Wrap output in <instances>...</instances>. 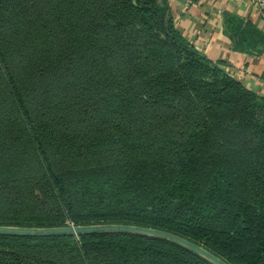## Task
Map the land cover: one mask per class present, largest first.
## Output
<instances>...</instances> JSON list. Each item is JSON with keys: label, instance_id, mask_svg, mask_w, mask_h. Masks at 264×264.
Instances as JSON below:
<instances>
[{"label": "trees", "instance_id": "obj_1", "mask_svg": "<svg viewBox=\"0 0 264 264\" xmlns=\"http://www.w3.org/2000/svg\"><path fill=\"white\" fill-rule=\"evenodd\" d=\"M52 1L47 8L42 0H0V111L11 104L25 122L26 151L39 168L38 175L0 180V226L153 228L227 264H264V96L182 35L169 0ZM230 20L240 36L237 50L259 53L264 34ZM83 65V81L114 82L117 96L139 110L118 132L131 142L76 148L86 135H104L100 126L76 125L72 152L49 155L32 136L45 98L30 101L19 70L30 82L52 81ZM82 86L75 91L88 85ZM163 143L173 150L159 155ZM0 150L2 159L20 154L19 147ZM0 264L211 263L170 241L110 233L0 234Z\"/></svg>", "mask_w": 264, "mask_h": 264}, {"label": "rangeland", "instance_id": "obj_2", "mask_svg": "<svg viewBox=\"0 0 264 264\" xmlns=\"http://www.w3.org/2000/svg\"><path fill=\"white\" fill-rule=\"evenodd\" d=\"M42 2L48 4L47 8L55 7L54 5L57 4L52 0H42ZM62 4L65 5L67 2H62ZM65 10H69V7ZM155 50L158 53L161 52L158 47H155ZM163 55L165 58L167 57V54ZM25 58L28 59L27 55ZM168 63L166 60L167 67L169 66ZM88 70L86 65L78 66L74 76H65L60 80H57L56 77L52 78V81H44L42 78L39 82L28 81L24 73H22L21 78V68L19 70V81L21 84L23 83L21 88L30 101L36 105L37 98H45L44 106L46 109L41 111L44 118L42 121L37 120L32 125L34 128L32 132L35 131L32 136L39 138L49 147V155L72 152V135L76 125H81L83 131L89 130L92 125L100 126L104 131V135L100 138L93 134L86 135L84 140H79L76 148L86 147L90 149L96 147L101 150L109 141H112L118 147L131 142L127 137L120 136L118 132L122 131V123L129 120L130 116L139 110L135 106L130 107L122 97L117 96L120 92L113 89L116 85L114 82L108 84L92 82L89 84L83 81ZM100 70L101 79L103 80L108 75L102 70V67ZM55 72L57 73V71ZM27 74L30 75L31 72H27ZM79 77L81 78L80 82L77 81ZM84 83L88 86L83 91H75L74 87L79 86V88H82ZM106 93L108 94L106 95ZM74 95L76 102L72 104L70 100L72 97L74 98ZM124 106L126 110L123 108ZM88 119L90 121H87ZM24 123L19 115L13 116V106L11 104L10 106L1 105L0 147H19L18 153L20 154L17 158L2 159L0 157V180H14L16 177H24V175H38L39 168L35 169L33 166L36 162L35 155L30 150L26 151L28 149L25 144L28 140L22 132ZM104 124L109 125L110 129L102 128ZM133 124L139 125L136 118ZM164 149L167 152L173 150L170 145L163 143V147L156 149V152L163 155L165 154Z\"/></svg>", "mask_w": 264, "mask_h": 264}, {"label": "crops", "instance_id": "obj_3", "mask_svg": "<svg viewBox=\"0 0 264 264\" xmlns=\"http://www.w3.org/2000/svg\"><path fill=\"white\" fill-rule=\"evenodd\" d=\"M169 4L177 29L195 48L264 96V46L257 48L259 53L237 50L240 36L230 20L237 19L243 30L264 34V15L250 0H169Z\"/></svg>", "mask_w": 264, "mask_h": 264}, {"label": "water", "instance_id": "obj_4", "mask_svg": "<svg viewBox=\"0 0 264 264\" xmlns=\"http://www.w3.org/2000/svg\"><path fill=\"white\" fill-rule=\"evenodd\" d=\"M110 233H122L133 234L144 237L162 239L173 242L177 245L188 249L211 264H227L213 253L209 252L206 248L190 242L187 239L179 237L177 235L146 227L132 226V225H117V224H98L87 226H66V227H51V228H37V227H17V226H0V234L13 235V236H81L90 234H110Z\"/></svg>", "mask_w": 264, "mask_h": 264}, {"label": "built area", "instance_id": "obj_5", "mask_svg": "<svg viewBox=\"0 0 264 264\" xmlns=\"http://www.w3.org/2000/svg\"><path fill=\"white\" fill-rule=\"evenodd\" d=\"M253 8L263 13L264 15V0H250Z\"/></svg>", "mask_w": 264, "mask_h": 264}]
</instances>
